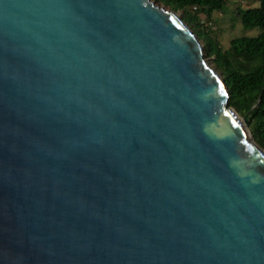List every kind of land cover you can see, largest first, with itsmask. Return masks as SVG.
Here are the masks:
<instances>
[{"label":"water","instance_id":"water-1","mask_svg":"<svg viewBox=\"0 0 264 264\" xmlns=\"http://www.w3.org/2000/svg\"><path fill=\"white\" fill-rule=\"evenodd\" d=\"M0 264H264V152L174 12L0 0Z\"/></svg>","mask_w":264,"mask_h":264},{"label":"trees","instance_id":"trees-1","mask_svg":"<svg viewBox=\"0 0 264 264\" xmlns=\"http://www.w3.org/2000/svg\"><path fill=\"white\" fill-rule=\"evenodd\" d=\"M171 12H180L181 21L201 43L203 59H209L227 89V106L238 117H246L254 144L264 152V0H252L254 7L235 11L240 27L253 36L231 39L226 49L219 46L204 28L205 20L218 13L229 0H150ZM207 29V30H205ZM249 60L239 62L241 56Z\"/></svg>","mask_w":264,"mask_h":264},{"label":"rangeland","instance_id":"rangeland-1","mask_svg":"<svg viewBox=\"0 0 264 264\" xmlns=\"http://www.w3.org/2000/svg\"><path fill=\"white\" fill-rule=\"evenodd\" d=\"M255 5V2L252 0H229L222 10L212 14L210 19L205 20L203 16H200V22L204 28H209L211 36L214 37L219 46L226 49L231 39L240 36H253L256 34L257 31L255 29L249 31L243 30L237 21L235 13L237 9L243 10L254 7ZM175 14L180 18V12H176ZM204 60L207 65L212 68L210 60ZM243 60H249V57L243 55L240 57L239 62Z\"/></svg>","mask_w":264,"mask_h":264}]
</instances>
